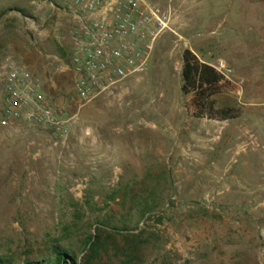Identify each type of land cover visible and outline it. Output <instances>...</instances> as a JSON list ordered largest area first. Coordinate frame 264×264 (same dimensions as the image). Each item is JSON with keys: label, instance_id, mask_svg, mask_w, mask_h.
Returning a JSON list of instances; mask_svg holds the SVG:
<instances>
[{"label": "rangeland", "instance_id": "1", "mask_svg": "<svg viewBox=\"0 0 264 264\" xmlns=\"http://www.w3.org/2000/svg\"><path fill=\"white\" fill-rule=\"evenodd\" d=\"M149 1L172 21L146 71L81 104L70 11L0 0V66L11 57L40 78L70 126L65 140L0 126V257L12 264L44 260L56 244L81 257L100 219L128 231L103 234L101 264L127 250L134 264H264V0ZM185 50L226 63L213 100L238 119L195 118L181 92Z\"/></svg>", "mask_w": 264, "mask_h": 264}, {"label": "built area", "instance_id": "2", "mask_svg": "<svg viewBox=\"0 0 264 264\" xmlns=\"http://www.w3.org/2000/svg\"><path fill=\"white\" fill-rule=\"evenodd\" d=\"M67 8L74 20L69 32V69L77 101L87 104L118 83L142 75L160 37L170 31L172 14L149 0H51ZM227 79L223 60L211 66ZM3 88L1 127L27 123L65 140L69 121L47 99L40 78L11 57L0 66Z\"/></svg>", "mask_w": 264, "mask_h": 264}, {"label": "trees", "instance_id": "3", "mask_svg": "<svg viewBox=\"0 0 264 264\" xmlns=\"http://www.w3.org/2000/svg\"><path fill=\"white\" fill-rule=\"evenodd\" d=\"M181 61V92L184 96H192L191 102L195 118L227 122L240 117L241 111L238 109H217L215 107L213 98L220 94L223 86L228 85L223 76L207 64L201 63L188 50L183 51ZM107 222L105 219L97 221L94 234L89 235L83 241V247L79 252L81 257L76 256L75 251L70 247H60L56 244L50 249V257L24 264H101V254L104 246L103 234L112 232L118 235L121 232H128L124 227H113ZM134 260V252L127 250L124 260L118 264H134ZM0 264L12 263L8 259L0 257Z\"/></svg>", "mask_w": 264, "mask_h": 264}, {"label": "crops", "instance_id": "4", "mask_svg": "<svg viewBox=\"0 0 264 264\" xmlns=\"http://www.w3.org/2000/svg\"><path fill=\"white\" fill-rule=\"evenodd\" d=\"M262 81H264V73L260 75Z\"/></svg>", "mask_w": 264, "mask_h": 264}]
</instances>
